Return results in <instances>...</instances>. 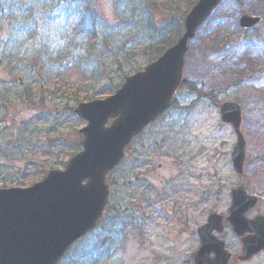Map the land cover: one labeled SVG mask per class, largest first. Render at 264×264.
Segmentation results:
<instances>
[{
    "label": "rangeland",
    "instance_id": "obj_1",
    "mask_svg": "<svg viewBox=\"0 0 264 264\" xmlns=\"http://www.w3.org/2000/svg\"><path fill=\"white\" fill-rule=\"evenodd\" d=\"M83 1L11 0L0 9V57L14 64L13 70L0 64V188H25L49 170H62L80 149L78 129L85 125L73 107L103 99L157 58L180 36L196 0ZM77 10L92 11L96 36L73 33ZM244 14L261 21L244 29ZM48 33L75 48L74 62L91 53L82 72L93 78L78 74L73 63L30 72L14 62V52L29 59L44 50ZM225 101L242 107V176L230 162L234 133L219 119ZM106 182L102 218L58 264H192L197 229L209 213L226 215L230 190L242 182L259 197L256 213L264 215V0L216 5L188 43L172 106L132 140ZM221 238L231 253L239 252L229 228ZM238 264H264V251Z\"/></svg>",
    "mask_w": 264,
    "mask_h": 264
},
{
    "label": "water",
    "instance_id": "obj_2",
    "mask_svg": "<svg viewBox=\"0 0 264 264\" xmlns=\"http://www.w3.org/2000/svg\"><path fill=\"white\" fill-rule=\"evenodd\" d=\"M220 1L197 0L172 46L143 70L126 76L112 95L76 105L74 113L86 125L78 130L80 151L63 170H50L26 188H0V264H56L75 241L95 227L107 204L106 174L119 164L132 138L170 107L183 78L188 43ZM258 22V17L246 14L239 21L242 28ZM219 115L234 131L231 164L241 175L246 145L240 131L241 107L225 101L219 106ZM257 202L243 185L233 188L227 216L210 213L198 228L200 245L193 264L231 263L233 257L224 241L213 234L214 230L223 232L224 220L240 239L237 261L264 250V217L246 216Z\"/></svg>",
    "mask_w": 264,
    "mask_h": 264
},
{
    "label": "trees",
    "instance_id": "obj_3",
    "mask_svg": "<svg viewBox=\"0 0 264 264\" xmlns=\"http://www.w3.org/2000/svg\"><path fill=\"white\" fill-rule=\"evenodd\" d=\"M80 1H82V0H80ZM15 2H11V0H0L1 12H4L5 7L6 6L8 7V4L13 5ZM83 2L89 3L90 0H84ZM193 2H191L188 5V7H190ZM9 7H11V6H9ZM71 14L77 18V23L75 24V31L73 32L74 34H76L77 36H80L79 34H82L83 39H88L90 36H96L97 35V24L94 21L95 17L93 16L91 10H89L87 12H85V11L82 12V11L77 10V12L72 11ZM65 24H66V22H65ZM37 30H39V29H37ZM37 30L34 31L33 37H35V35L38 34ZM48 31L49 30H47V32ZM62 36H63V34H62ZM49 37H51L50 33H48L45 36V39H43L44 43L42 44V47L44 48V50H41L40 48H38L34 52V54L31 56V58H29V59L27 58V56L24 57V55L21 56L20 54H18V51L14 52V55H13V58L15 59L14 62L15 63L21 62V67L30 71V72L40 71L43 69H47L48 67H50V68L56 67L59 70H65L67 68V65L71 64V63H73V65L76 67L78 74H80L79 71H81V73H83L82 72L83 70L84 71L89 70L88 66L91 63V60L89 57H87V55H90L91 53L87 52L88 54L87 53L80 54V56L77 59V62H74L73 59L75 58L74 57L75 48L72 46L73 49H67L64 46V44L63 45L58 44L57 40H50ZM63 37H65V36H63ZM58 39H59V41L63 42L62 40H60V38H58ZM15 42L16 41H14L13 45H11V46L16 45ZM166 45H168V42H166ZM93 47L94 46H92V48ZM93 54L94 53H92V55ZM69 57L71 58V60H68ZM37 59H38V63H36ZM153 59L154 58H151L150 61ZM11 62H13V60L6 57V56L0 57V64L3 63L6 67L10 64L11 70H13L14 64H12ZM84 67L87 68V70H85ZM17 70H19V67L17 68ZM83 76H86L87 78H90V79L93 78V74L91 72H89V73L85 72V74ZM119 85H117V86L114 85L113 89H115V87L116 88L119 87ZM27 89H25V90H27ZM83 92L85 93L87 91H83ZM194 92H197V91H194Z\"/></svg>",
    "mask_w": 264,
    "mask_h": 264
}]
</instances>
